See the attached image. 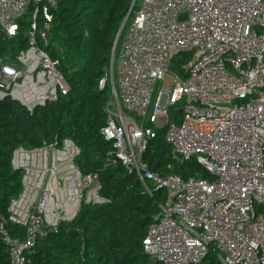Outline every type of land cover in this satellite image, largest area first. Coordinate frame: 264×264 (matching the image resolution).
Segmentation results:
<instances>
[{
  "label": "built area",
  "instance_id": "1",
  "mask_svg": "<svg viewBox=\"0 0 264 264\" xmlns=\"http://www.w3.org/2000/svg\"><path fill=\"white\" fill-rule=\"evenodd\" d=\"M58 5L0 0V35L15 38L30 21L24 45L0 56V100L33 112L69 93L59 60L45 49ZM182 53L188 59L167 92L159 83ZM110 76L101 135L148 193L166 191L145 251L163 264H199L211 251L222 264H264V0H142ZM172 107L180 110L175 118ZM162 128L174 154L196 159L211 178L150 167L144 154ZM79 154L70 137L15 148L22 189L0 222L8 264H26L37 240L74 219L83 202L105 201L98 173H84ZM9 222L23 234L12 235Z\"/></svg>",
  "mask_w": 264,
  "mask_h": 264
},
{
  "label": "trees",
  "instance_id": "2",
  "mask_svg": "<svg viewBox=\"0 0 264 264\" xmlns=\"http://www.w3.org/2000/svg\"><path fill=\"white\" fill-rule=\"evenodd\" d=\"M132 1L59 0L45 49L59 60L69 93L36 106L33 112L10 97L0 100V222L8 216L10 200L22 189V170L12 165L18 146L30 149L72 138L80 148L76 163L84 173H98L100 195L105 198L103 202H83L74 219L61 221L56 231L40 237L27 253L26 264H163L145 251L143 240L159 214L166 191L148 193L138 175L116 158L113 144L100 132L106 122L105 106L111 99L110 66L115 39L128 15L115 50L116 77L125 30L142 2L135 0L129 12ZM21 22L17 37L0 35V56L12 54L26 42L25 29L30 21ZM185 55L172 59L173 70H182ZM102 79L105 84L100 87ZM170 113L172 118L179 114L175 107ZM157 131L144 154L153 170L184 178H211L196 159L181 160L174 154L165 128ZM8 228L14 236L24 231L11 222ZM8 262V247L0 234V264ZM199 264L222 262L211 251Z\"/></svg>",
  "mask_w": 264,
  "mask_h": 264
},
{
  "label": "rangeland",
  "instance_id": "3",
  "mask_svg": "<svg viewBox=\"0 0 264 264\" xmlns=\"http://www.w3.org/2000/svg\"><path fill=\"white\" fill-rule=\"evenodd\" d=\"M185 57L188 59L187 55H185ZM174 73H175V71L173 69H171L170 72L165 77V79L159 83V85L162 87L163 90L169 92L172 89ZM166 99H167V94L165 93L163 98H162V103L163 104L166 103ZM171 109H173V107Z\"/></svg>",
  "mask_w": 264,
  "mask_h": 264
},
{
  "label": "water",
  "instance_id": "4",
  "mask_svg": "<svg viewBox=\"0 0 264 264\" xmlns=\"http://www.w3.org/2000/svg\"><path fill=\"white\" fill-rule=\"evenodd\" d=\"M134 2H135V0L132 1L131 7H130V9H129V12L131 11V9H132V7H133ZM129 12H128V14H129ZM127 17H128V15L125 17V19H124V21H123V23H122V25H121V27H120L118 33H117V36H116V39H115V44H114V49H113V51H112V60H111V66H110V74L112 75V79H113V76H114V57H115V50H116V46H117V43H118V40H119L120 34H121V32H122V29H123L124 24H125V22H126V20H127ZM179 111H180V110H178V112H179Z\"/></svg>",
  "mask_w": 264,
  "mask_h": 264
}]
</instances>
